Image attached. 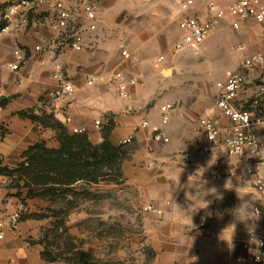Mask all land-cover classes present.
I'll use <instances>...</instances> for the list:
<instances>
[{"label": "crops", "instance_id": "0c3cea01", "mask_svg": "<svg viewBox=\"0 0 264 264\" xmlns=\"http://www.w3.org/2000/svg\"><path fill=\"white\" fill-rule=\"evenodd\" d=\"M13 1L0 0V148L6 167L0 172V216L7 218L22 202L26 208L14 231L7 230L0 241V264H48L44 258L46 236L54 229L64 224L70 236H107L106 224L110 223L119 227L118 236L124 223L130 225L125 236L137 238L128 246L138 251L145 264H230L231 254L241 253L240 240L258 221L237 217V209L242 207L234 197L240 186L233 180L249 181L237 167L236 158L221 149L216 151L224 161V177L218 181L193 174L185 159L187 155L195 157L192 144L199 136L195 126L207 115L188 110L180 96L177 103L169 97L167 81L175 78L174 67H166L170 70L167 76L162 70L155 73L158 56L171 51L174 34L180 36L179 28L174 32L170 25L172 10H177L173 0H152L146 16L139 7L145 0H133L134 6L124 7L117 22L115 46L102 35L88 39L91 32L83 31L82 52L71 50L64 38L51 30L52 7L31 13L27 27L1 33L3 14ZM104 11L109 13L107 8ZM243 28L254 39L249 42L250 50L256 48L262 40L259 29L264 26ZM119 48L128 50L129 60L122 59ZM16 49L23 51V59L18 69L11 70L8 64L18 61ZM164 61L173 62L168 57ZM58 64L63 78L74 86V95L64 100L49 95L57 85L53 74ZM118 71L137 80L130 88L134 95L131 104L118 97L116 84L110 82V76ZM87 76H104V80L88 86ZM163 99L175 104L167 124H162L161 118ZM209 117L225 121L219 109ZM142 120L161 125L169 142L155 141L150 129L140 127ZM73 127H86L87 140L94 146L103 142L106 131L107 140L116 147L121 139L133 135L120 169H104L96 181L78 180L65 186L30 183L18 171L29 149L43 144L49 150H61V129L73 135ZM211 160L208 156L198 163L208 167ZM234 168V174H229ZM85 186L103 198L97 212L85 197L77 206L69 202L64 208L59 202L79 189L84 191ZM49 188L50 195L46 194ZM147 206L161 213L147 211ZM243 208L249 209V205ZM250 213L253 215L252 210ZM96 222L103 228L92 229ZM229 226L233 233L229 229L225 236L232 234L231 244L220 239Z\"/></svg>", "mask_w": 264, "mask_h": 264}, {"label": "built area", "instance_id": "2783aa9c", "mask_svg": "<svg viewBox=\"0 0 264 264\" xmlns=\"http://www.w3.org/2000/svg\"><path fill=\"white\" fill-rule=\"evenodd\" d=\"M77 2L80 7V16L74 10ZM179 13L178 28L180 36L175 44V53L189 49L199 53L205 41L211 33L223 22H227L234 30H239L249 24L264 26V0H173ZM43 7H52L54 17L51 21V30L59 37H63L69 48L74 52H82L85 49L83 31L95 32L99 26L97 0H15L5 10L3 20L5 25L1 33L18 31L29 25L31 13ZM81 17L82 29L74 28L75 23ZM68 31L70 33L67 35ZM37 50L40 47H36ZM237 53L243 55L239 62V70L229 73L223 83L219 84L216 105L224 122L209 116L198 119L195 130L198 138L192 144L195 154L193 159L189 155L186 161L192 166V173L200 175L203 179L212 181L221 180L224 177L221 157L215 155L221 149L229 157L239 161L237 167L250 183L256 201L252 209L258 223L256 227L248 231L245 238L240 240L241 253H233L229 257L230 264H264V167L258 168L264 158V50L252 51L247 44L239 45ZM246 52H249L245 55ZM23 51L16 49L17 63H10L8 67L16 70L23 59ZM121 57L127 61L130 54L127 49L121 50ZM163 57L161 58V60ZM53 74L57 81L56 87L49 93L53 100H64L74 95V86L66 81L61 74V66L58 64ZM104 76H87L86 84L93 86L103 81ZM110 82L117 86L118 97L131 104L134 95L130 88L136 85L134 77L127 76L124 72H114L110 76ZM174 103L163 99L160 108L162 124L170 120ZM132 111L133 107L128 106ZM71 122L70 118L66 119ZM100 125L99 121L95 122ZM141 128L150 129L152 138L157 142H169L168 136L161 125L142 120ZM73 134L87 133L86 127H73ZM134 136L129 135L120 140V145H128ZM212 157L211 163L205 167L198 163L201 158ZM3 154L0 148V170L4 168ZM235 168L229 174H234ZM25 203H20L16 211L7 218L0 216V241L5 238L7 230L14 231L21 219ZM147 211L161 213L152 206L145 208ZM202 225V224H201ZM235 248V247H234Z\"/></svg>", "mask_w": 264, "mask_h": 264}, {"label": "rangeland", "instance_id": "374dc122", "mask_svg": "<svg viewBox=\"0 0 264 264\" xmlns=\"http://www.w3.org/2000/svg\"><path fill=\"white\" fill-rule=\"evenodd\" d=\"M198 1L203 2L204 0ZM151 2L152 0H145L139 6L144 11V14L152 6ZM72 3L76 5L74 10L77 16H80L79 4L77 2ZM133 3V0H97L101 22L97 31L87 34L88 39H98L99 35H102L106 37V40L113 48L117 43L115 37L117 22L121 19L124 7H133ZM106 8L109 10L108 14L104 11ZM172 12L173 16L170 25L175 32L178 27L179 13L177 10H172ZM145 16L144 19L146 18ZM43 21L46 22L44 18ZM154 25L158 29L157 21H155ZM82 26L81 17H78L74 28L81 30ZM243 30L244 28L234 30L229 23L225 22V24L217 27L211 33L199 53L189 49L175 53V44L179 36L174 34L173 42L169 46L171 51L158 56L155 71V73H159L162 70L163 73L169 70V67L175 68V78L167 81L169 85L167 91L171 94L169 97L177 103V98L180 96L188 110H195L198 115L213 116L218 109L215 104L219 92V84L225 81L229 73H235L239 70V62L243 55L237 53L236 48L243 44L249 45V42L254 43V39L249 36V33ZM259 34L262 40L258 42L256 48L253 47L251 49L252 51L264 50L263 28L259 29ZM120 50L121 48H119ZM106 51L113 53L114 50L106 49ZM248 53L246 52L245 55ZM162 57L163 59L161 60ZM166 57L169 60H173V62L171 64L165 63ZM130 149V146L125 147V151L128 153ZM233 181L242 188L241 190L239 188L234 201H237L242 208H247V205H249V209H237V213H240L237 217L245 220L249 219V221L253 218L256 219L250 213L256 201V195L253 194L250 183L243 182L240 178H235ZM85 188L87 187H84V191L79 189L80 191L69 194L71 198H69L70 196L62 197L63 200L59 202L63 203L62 206L64 208L68 207L69 202L77 206L85 197L92 201V210L97 212L98 203L103 198L99 197L98 192H90ZM91 227L94 230L103 228L102 224L100 225L97 222ZM106 229L108 232L107 236H70L64 224L59 226L58 230L54 229L46 236V253L50 259L48 264H82L77 255L80 253L89 255L91 260L98 264H145L138 251L131 250L128 246L132 238H137V236H125L131 231L129 224L124 223L121 226V231H123L121 236H118L119 227L113 223L106 224Z\"/></svg>", "mask_w": 264, "mask_h": 264}, {"label": "trees", "instance_id": "16d2710c", "mask_svg": "<svg viewBox=\"0 0 264 264\" xmlns=\"http://www.w3.org/2000/svg\"><path fill=\"white\" fill-rule=\"evenodd\" d=\"M107 136L106 131L103 142L94 146L88 142L87 133L70 135L62 128L61 150H49L43 144L34 145L27 152V160L18 171L30 183L39 186L50 183L65 186L78 180L96 181L104 169L119 170L128 154L125 151L126 145L116 147L107 140ZM5 169L1 168L0 172ZM51 191L49 188L46 194L50 195ZM77 255L82 264H98L87 254ZM44 258L49 263L46 251Z\"/></svg>", "mask_w": 264, "mask_h": 264}, {"label": "clouds", "instance_id": "9594fccd", "mask_svg": "<svg viewBox=\"0 0 264 264\" xmlns=\"http://www.w3.org/2000/svg\"><path fill=\"white\" fill-rule=\"evenodd\" d=\"M261 160H262V163L258 166V168H260V167H264V158H261ZM214 191H215V190H214ZM229 229H231V230H232V233H233V228H232L231 226H229V227H227L226 229H224V230L222 231V233H221V235H220V239H222V240L228 242L229 244H231L232 234H231L230 237H226V236H225V233H226Z\"/></svg>", "mask_w": 264, "mask_h": 264}, {"label": "water", "instance_id": "95a60500", "mask_svg": "<svg viewBox=\"0 0 264 264\" xmlns=\"http://www.w3.org/2000/svg\"><path fill=\"white\" fill-rule=\"evenodd\" d=\"M163 74H164L165 76L169 75V74H170V70H166V71H164Z\"/></svg>", "mask_w": 264, "mask_h": 264}]
</instances>
